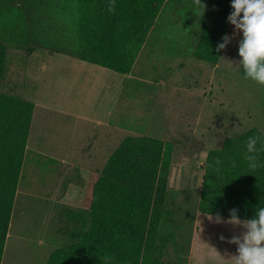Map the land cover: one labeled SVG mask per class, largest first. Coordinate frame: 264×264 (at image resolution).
<instances>
[{"label": "rangeland", "instance_id": "obj_1", "mask_svg": "<svg viewBox=\"0 0 264 264\" xmlns=\"http://www.w3.org/2000/svg\"><path fill=\"white\" fill-rule=\"evenodd\" d=\"M202 3L206 6L203 16L193 0H167L154 22L149 38L152 47H157L156 42L162 38L180 41L181 49L171 45L172 50L166 55L156 49L144 53L139 66L126 79L109 70L111 80L101 81L94 74L95 68L101 67L87 62V72L78 71L75 89L69 92L72 71L62 55L77 58L74 47L78 40L74 18L68 12L69 0H0V42L5 46L0 92L24 98L30 73L42 77L41 91L53 83L58 97L52 101L44 95L34 99L9 237L0 264H46L54 245L59 247L78 239V225H74L70 235L55 231L56 227L69 224L59 205L69 183L81 186V198L85 200L92 178L100 175L108 156L123 138L146 135L163 140L164 125L171 122L181 124L179 128L186 123L184 130L191 135L187 126L193 125L197 116L202 120L212 117L218 139L215 135L205 144L192 136L188 140L176 137L163 141L171 147L170 163L173 161L181 171L182 195L170 192L164 198V208L172 220L158 229L156 240L163 242L160 263L188 264L189 248L216 247L194 254L192 264L196 259L198 264H233L232 256L221 253L219 248L223 247L217 246H226L236 255L237 245L229 240L241 236L245 229L221 216L223 222L216 223L217 215H211L213 219L209 220L207 214L198 210L201 168L194 152L220 148L225 137L238 136L251 128L264 134V86L245 79L238 64L242 32L235 31L227 20L233 11L231 0ZM225 22V35L231 39L221 49L216 63L196 58L203 30ZM62 92L74 100L98 104L101 113L92 122L79 123L71 132L74 126L52 109L61 101ZM92 133L95 138H88ZM62 145L68 146L63 150L73 155L66 156L65 163L60 162L58 154ZM70 163L89 168L91 178L82 176L77 167L68 166ZM168 232L174 235L164 238ZM219 255H225L227 262L220 263Z\"/></svg>", "mask_w": 264, "mask_h": 264}, {"label": "trees", "instance_id": "obj_2", "mask_svg": "<svg viewBox=\"0 0 264 264\" xmlns=\"http://www.w3.org/2000/svg\"><path fill=\"white\" fill-rule=\"evenodd\" d=\"M165 0H69L77 31L75 56L117 73H128ZM226 24L205 29L196 58L216 63ZM5 46L0 42V80ZM33 103L0 92V263L23 164ZM264 134L251 128L225 137L203 162L198 210L229 218H253L264 207V167L252 170L244 159L249 137ZM259 146V145H258ZM171 147L158 138L126 136L108 156L92 186L87 210L76 211L78 239L55 248L46 264H161L156 237L172 220L164 208ZM264 164V152L258 154ZM219 158L217 172L212 165ZM233 162L234 165L233 166ZM168 232L164 238L173 236Z\"/></svg>", "mask_w": 264, "mask_h": 264}, {"label": "crops", "instance_id": "obj_3", "mask_svg": "<svg viewBox=\"0 0 264 264\" xmlns=\"http://www.w3.org/2000/svg\"><path fill=\"white\" fill-rule=\"evenodd\" d=\"M166 2H167V0H165V2L163 3L158 15L156 16V19L158 18L159 14L161 13L162 9L164 8ZM156 19H155V21H156ZM154 26H155V24L153 23L152 27L148 31V34L144 40V43L142 44V46H141V48H140V50H139V52L135 58V61H134V64L132 65L131 70L128 73L123 74V76H125V79H126V77L132 76V72L136 69L137 66H139V59L141 58L142 55H144V53L152 52L153 49H156L158 53L166 55V53H169L172 50V47H169L171 45L175 46V47H179V49H181L180 48L181 47L180 41L174 40V39H168L165 41L162 38L158 39V41L156 42L157 47L153 48L152 42L149 38H150L152 29ZM62 57L65 59L67 68H71V71H72V76H71V78H69V82H68L69 92H71L72 90L75 89L76 77L78 75H80L78 71L87 72L86 66H85L87 64V61L79 59V58H75V57L70 56V55H62ZM90 64H92L93 66L96 65L93 63H90ZM96 66L101 67V68H95V72H94V74L96 76H98V78H100L101 81L104 78L111 80V77H110L111 74L109 72V70H111V69H108V68H105V67H102L99 65H96ZM180 66H181V64L179 65V67ZM111 71H113V70H111ZM29 72H31V71H29ZM119 74H121V73H119ZM41 82H42V77L40 75L39 76H33L30 73L28 74L27 84L24 88L25 95L23 97L26 100L31 101L33 103V108L35 107L34 99L41 96V95L47 96V98L51 101L54 99L58 100L56 90L53 88V83L52 84L50 83L47 88H45L43 91H41L40 90ZM98 86H100V85H98ZM62 94H63V97L61 98V101L58 102L57 105L53 104L52 109H54V111H56L58 113H61L63 117L67 118V119H62V120H67L69 125L74 126L73 128H71L72 129L71 132L75 131L74 128L79 123H81V122H92L94 120L93 117L97 116L99 113H101V107L92 101H81L80 99L74 100L69 95V93L66 96L64 95L63 92H62ZM99 122L100 121L97 120L96 123H99ZM182 124L183 125L181 128L178 127L179 125H181L178 122L177 123L171 122V123H167V125H164L165 129L162 130V134H163V140L162 141H167L170 139L174 140L176 137H179V139H182V140H185V139L188 140L192 136L193 138L201 139V141H203L205 144L206 142L208 143L210 141V139H214L215 135L218 139L219 131H215L216 128L213 127L214 123H213L212 117H210L209 119L202 120L201 117L197 116L195 118L193 125L187 126L188 133H190L191 135H187L186 131L184 130L186 123H182ZM220 131H221V129H220ZM93 134L94 133L90 134L88 136V138H90V137L95 138ZM28 136H29V134H28ZM71 138L73 139L72 136H71ZM204 144L202 143L201 147H204L205 146ZM59 147H60V150L58 151V154H59V156H61L60 162L65 163L66 158L73 156V155L69 152V150H66L68 148V146L62 145ZM63 148H66V149L63 150ZM77 149L79 150V152L82 151V149L80 147H78ZM174 149H175V147H174ZM174 149H173V152H174ZM210 149H213V148L208 147L206 150L200 149V150H197L194 152L195 156L200 158V165L201 166L199 165V167L201 168V172L199 174V179H200L199 183H201V180H202L203 162L205 160L207 151ZM185 154H187V152L183 153V156H185ZM68 166H70L72 168L77 167L82 176L87 177L89 179L91 178L92 172L89 168L83 167V166H77V165H74L73 163H70V165H68ZM98 176L99 175H96L92 178V181L90 182V185H89V192H88V195H87L85 200H82V198H81V186L75 185L73 183L68 184V186L66 187L67 189L65 190L66 192H64L63 195L60 197L59 205H61V207H62V209H61L62 217L64 218V216H65L64 219H66L67 222H69V224L61 226V227L60 226L56 227L55 228L56 234L62 235V233H63V235H70L71 232L73 230H75L74 225H77V224L74 223V219H73L75 217L74 213L78 210H83L84 208L88 209V207L90 205V201H91L92 186H93V183L98 178ZM181 180H182L181 171L178 169L177 165H174V162L172 161L170 163V168H169V176H168L166 193L172 192L173 194L180 195L181 192H179V191H180ZM85 184H87V183L85 182ZM200 186H201V184H200ZM16 192H17V189H16ZM15 195H16V193H15ZM181 195H182V193H181ZM197 214L198 213H196V215ZM223 218H225V217H223ZM9 225H10V222H9ZM8 237H9V227H8L6 239ZM6 239H5V242H6ZM57 247L58 246L54 245L53 248L55 249ZM217 247H223V248H219L221 250L220 251L221 253H225L226 255H230V256L234 255V254L230 253V249H228V247H226V246H217ZM213 248H215V250L218 249L216 247H191V248H189V253H188L189 254L188 255V262L189 263L188 264H192L191 259L193 258L194 254H200L203 251L209 252L206 249H213ZM54 249H52V251ZM222 249H224V250H222ZM200 250H202V251H200ZM235 254H237V249H236ZM218 259H219L220 263H225L228 260L225 255H219ZM195 264H198L197 259L195 261Z\"/></svg>", "mask_w": 264, "mask_h": 264}, {"label": "clouds", "instance_id": "obj_4", "mask_svg": "<svg viewBox=\"0 0 264 264\" xmlns=\"http://www.w3.org/2000/svg\"><path fill=\"white\" fill-rule=\"evenodd\" d=\"M193 3L202 9L203 16L206 6L202 0H193ZM231 7L233 11L227 20L234 25L235 31L242 32L238 45V55L241 58L238 64L245 79H251L264 86V0H231ZM108 10L115 11V0H111ZM230 39L231 37L224 35L223 42L217 45V50L225 48ZM261 152H264V137H249L244 159L250 169L264 167L258 157ZM221 163L222 161L216 158L212 167L219 172ZM207 215L209 220L213 219L211 214ZM215 222H223L218 214ZM227 222L241 225L245 229L241 236H233L229 240L237 245V254L232 256L233 264H264V207L259 208L253 218L243 221L239 219L237 209L233 208ZM220 238L224 239L223 236Z\"/></svg>", "mask_w": 264, "mask_h": 264}]
</instances>
